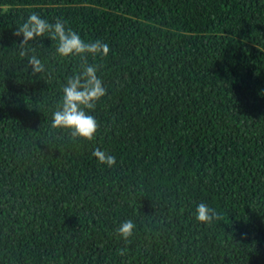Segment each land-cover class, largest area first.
<instances>
[{"label": "trees", "instance_id": "obj_1", "mask_svg": "<svg viewBox=\"0 0 264 264\" xmlns=\"http://www.w3.org/2000/svg\"><path fill=\"white\" fill-rule=\"evenodd\" d=\"M32 12L109 46L94 141L51 127L84 61L21 57ZM0 264H264V0H0Z\"/></svg>", "mask_w": 264, "mask_h": 264}, {"label": "clouds", "instance_id": "obj_2", "mask_svg": "<svg viewBox=\"0 0 264 264\" xmlns=\"http://www.w3.org/2000/svg\"><path fill=\"white\" fill-rule=\"evenodd\" d=\"M45 34L51 40L58 41L56 51L61 57L80 55L84 61L81 65L82 70L67 78L66 85L62 89L61 102L58 103L53 113L51 127L68 130L73 139L83 138L94 141L99 129V123L93 115L89 114L88 110L95 109L97 102L106 95L107 89L103 86L102 79L97 75V66L87 63L86 54H91L93 57L97 55L107 56L110 51L109 46L100 40L86 43L72 29L66 30L64 23L60 19H57L52 24L48 20L41 18L39 13L32 12L14 33L16 36H23V40L19 44V55L26 57L29 52L34 53L35 49L28 47L29 41L44 37ZM28 61L33 75L45 71L44 63L35 54L31 55ZM92 155L100 164L107 165L109 168L113 167L116 162L115 156L100 148H96ZM195 217L197 221L211 225L214 221L221 220L222 214L218 213L215 208L201 203L196 207ZM136 227V223L128 219L123 221L116 231L128 243ZM118 251L120 255L124 254L123 250Z\"/></svg>", "mask_w": 264, "mask_h": 264}]
</instances>
